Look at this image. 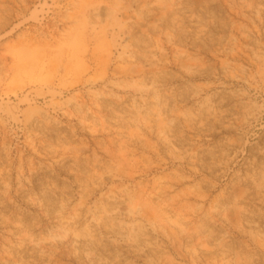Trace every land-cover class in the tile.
Listing matches in <instances>:
<instances>
[{
  "label": "rangeland",
  "instance_id": "obj_1",
  "mask_svg": "<svg viewBox=\"0 0 264 264\" xmlns=\"http://www.w3.org/2000/svg\"><path fill=\"white\" fill-rule=\"evenodd\" d=\"M0 264H264V0H0Z\"/></svg>",
  "mask_w": 264,
  "mask_h": 264
}]
</instances>
